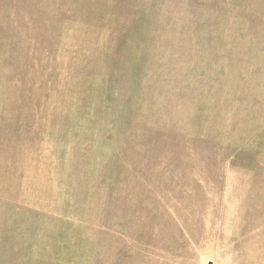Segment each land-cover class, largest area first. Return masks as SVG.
<instances>
[{"label": "rangeland", "instance_id": "374dc122", "mask_svg": "<svg viewBox=\"0 0 264 264\" xmlns=\"http://www.w3.org/2000/svg\"><path fill=\"white\" fill-rule=\"evenodd\" d=\"M0 264H264V0H0Z\"/></svg>", "mask_w": 264, "mask_h": 264}]
</instances>
